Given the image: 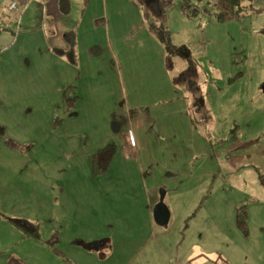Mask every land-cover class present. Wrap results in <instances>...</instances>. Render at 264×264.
Segmentation results:
<instances>
[{"label": "rangeland", "instance_id": "1", "mask_svg": "<svg viewBox=\"0 0 264 264\" xmlns=\"http://www.w3.org/2000/svg\"><path fill=\"white\" fill-rule=\"evenodd\" d=\"M244 4L218 23L223 0H107L118 53L101 74L47 59L22 21L0 13L10 29L0 38V264H264V0ZM98 12L88 7L85 21ZM161 22L184 54L167 52ZM78 35L82 44L88 32ZM188 74L210 113L187 108ZM109 138L116 154L97 175L93 156ZM161 198L166 226L153 217ZM25 217L40 240L13 222ZM100 238L113 248L87 247Z\"/></svg>", "mask_w": 264, "mask_h": 264}, {"label": "crops", "instance_id": "2", "mask_svg": "<svg viewBox=\"0 0 264 264\" xmlns=\"http://www.w3.org/2000/svg\"><path fill=\"white\" fill-rule=\"evenodd\" d=\"M25 1L28 0H21V2L23 3H25ZM9 2L10 0H7V4L5 2L4 6L0 7V13H2L3 15L8 14L9 20L12 21V19H14V24L15 17L13 15L11 16L9 10L7 9V5ZM85 5L86 7L82 8L77 15L74 14V11H76L78 7H83ZM136 5L141 13L142 19L144 20L145 18V20H149L148 15H145L143 18L141 7L137 3ZM90 6L97 7L99 9V12L92 15L89 19V22H86L84 19L85 10ZM59 7L60 0H29L27 12H25L21 17L22 23L20 27H22L23 25V27L26 28L25 35L31 37L32 41H35L36 38H38L40 43H38V52L42 53L43 48L46 47L44 48V52H46L47 59H52L51 56H53V58L57 57V61L59 63L65 66L67 64L70 68H77L80 73L84 72L85 74H88L90 70L92 71L93 69L95 74H101V71L97 70V67L101 66V70L107 69L110 64V58H113L118 53L116 49L118 47L119 27L114 22V13L109 10L107 0H69V7L66 8L67 12H62ZM185 7L183 10L184 14L186 15L185 10L188 8L187 6ZM116 10L118 11V8ZM90 24L93 25L91 30L89 27ZM145 24L147 25V23H144V28H146ZM8 31H10L9 28L5 30L4 28H0V38L7 37ZM81 32H88V37L82 44L79 43L78 35ZM95 45L101 46L103 48V51L102 54L91 57L89 55V49ZM6 50V46L4 44H0V56ZM79 56L83 58V61H79ZM42 69H44L43 72H45L46 74H51V71L48 67L42 66ZM86 69H89V72H85ZM184 81L187 84L189 82V87H193L192 84H195L194 77L189 78V74L188 77L184 79ZM183 98L184 100L186 99L185 101L187 103V108L193 110H201L203 112H206L207 114L210 113L209 109L202 103L201 98L199 99V96L198 98H196L193 90L192 94ZM133 107H137V104H133ZM124 112L127 113L125 109ZM3 132L4 131H0V133ZM113 140L110 138L104 140V143H101L102 145H100V147ZM133 148L134 146L129 145L126 154H133ZM137 149H139L138 146ZM171 172L173 174H178L176 173V170L175 172ZM25 218H27V220L23 221L28 222L29 217ZM4 226L9 229L7 222H5ZM95 238L96 237H94L93 239ZM104 239H96V242L102 243ZM80 241L82 240L79 239L78 241H76V245H81ZM71 244L75 245L74 243ZM106 244L112 245L111 247L113 248V244L110 238L108 242H103L100 247Z\"/></svg>", "mask_w": 264, "mask_h": 264}, {"label": "trees", "instance_id": "3", "mask_svg": "<svg viewBox=\"0 0 264 264\" xmlns=\"http://www.w3.org/2000/svg\"><path fill=\"white\" fill-rule=\"evenodd\" d=\"M12 1L13 0H10V2L8 3L7 9L9 10V12H14V14H11V13L10 14L15 17V20H17V21L22 20L21 19L22 15L25 12H27L29 0L25 1V3L21 2V0H17V8L10 9V4L12 3ZM223 1H224V4L226 6L229 5V12L228 13L227 12H222V13L211 12L213 14V17L215 18V20L218 23H224L223 19H225V18L237 17L239 14L247 11L250 8L247 6V4H244V0H223ZM188 6H187L188 9L185 10L186 15L190 18H193V16L196 15L197 12L191 11ZM68 7H69V0H60V7L59 8L61 9L62 12H67L66 8H68ZM208 10H210V9H208ZM153 30L155 31L157 38L165 44V47L168 50L167 52H169L171 55L184 54L181 46H179L178 44H176L173 41V37H172V33H171L170 29L165 27L162 22L159 23V25L154 24ZM102 51H103V48L101 46L95 45L89 49V55L91 57H94V56L102 54ZM185 57L188 60H191V54H186ZM191 61H192L193 65L196 63V61H194V60H191ZM192 85H193L192 89H193L194 95H196V98H198L199 95H197L198 91L195 90V88H196L195 84L193 83ZM198 88H199V86L197 85V89ZM75 98H69L68 111H71L72 108L74 107L73 105H74ZM200 98H201V96H199V99ZM115 154H116V145L113 141L108 142V143L104 144L103 146H101L98 149V151L94 154L93 160H92V169L95 172V174L100 175V174L106 172L108 170L109 165L112 162ZM259 176H260L261 183L264 185V176L261 174H259ZM245 216H246V212H241L238 215V223H239V225H241L244 228L246 227ZM13 222L16 223V225L19 228L23 229L26 236H34V237L40 239L41 235H40L39 229L37 227V224H34L32 222H25L23 220H13ZM105 241L108 242L109 238H105L103 240V242H105ZM52 250L54 252H56V250H58V249H56L53 245ZM6 264H27V263H26V261H24L20 257L10 256L8 258Z\"/></svg>", "mask_w": 264, "mask_h": 264}, {"label": "water", "instance_id": "4", "mask_svg": "<svg viewBox=\"0 0 264 264\" xmlns=\"http://www.w3.org/2000/svg\"><path fill=\"white\" fill-rule=\"evenodd\" d=\"M113 129L115 131H117L119 129V125L117 124V122L113 123ZM0 131H4V129L2 127H0ZM153 217L155 222L160 225V226H166L169 221H170V217H171V213H170V209L169 207L164 203L163 199L161 198V200L155 205L154 209H153ZM102 243L101 242H90L87 247L89 248H94V249H98L100 247Z\"/></svg>", "mask_w": 264, "mask_h": 264}, {"label": "built area", "instance_id": "5", "mask_svg": "<svg viewBox=\"0 0 264 264\" xmlns=\"http://www.w3.org/2000/svg\"><path fill=\"white\" fill-rule=\"evenodd\" d=\"M17 8V0H13L12 3L10 4V9H15Z\"/></svg>", "mask_w": 264, "mask_h": 264}, {"label": "flooded vegetation", "instance_id": "6", "mask_svg": "<svg viewBox=\"0 0 264 264\" xmlns=\"http://www.w3.org/2000/svg\"><path fill=\"white\" fill-rule=\"evenodd\" d=\"M20 21H21V20H19V21L15 20V23H17V24L19 23V24H20Z\"/></svg>", "mask_w": 264, "mask_h": 264}]
</instances>
